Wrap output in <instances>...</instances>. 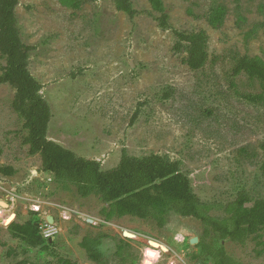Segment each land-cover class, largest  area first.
<instances>
[{"label":"rangeland","instance_id":"374dc122","mask_svg":"<svg viewBox=\"0 0 264 264\" xmlns=\"http://www.w3.org/2000/svg\"><path fill=\"white\" fill-rule=\"evenodd\" d=\"M130 1L138 12L133 18L114 0H82L78 10L60 0H19V35L36 48L29 69L52 110L49 138L99 161L105 171L126 156L179 162L208 214L229 219L226 207L240 192L264 198V104L243 97L261 93L262 86L245 73L234 75L243 57L264 60V28L246 40L264 23V0H163L166 29L150 0ZM220 5L227 17L214 29L208 19ZM200 31L208 36L207 62L192 70L186 50L175 51L176 32ZM6 69L0 52V80ZM15 95L11 82L0 84V201L9 204H0V264H213L200 259L199 243L190 244L203 235L200 220L176 213L163 227L130 215L107 220L109 206L100 196L83 198L44 172L41 156L29 153ZM12 216L20 224L33 221L52 246L32 248L14 238L6 225ZM86 237L98 238L104 263L81 247ZM218 239L235 261L264 264V234L244 244Z\"/></svg>","mask_w":264,"mask_h":264},{"label":"trees","instance_id":"16d2710c","mask_svg":"<svg viewBox=\"0 0 264 264\" xmlns=\"http://www.w3.org/2000/svg\"><path fill=\"white\" fill-rule=\"evenodd\" d=\"M94 1V0H86ZM120 11L133 18L138 12L130 0H114ZM65 7L80 9L82 0H60ZM153 10L159 12L160 25L168 27L169 16L163 0H150ZM19 0H0V52L7 60V71L0 84L11 82L16 89L13 109L24 120L28 131L25 142L30 145L31 155H40L43 171L52 173L56 182L64 189L74 186L83 198L92 195L100 196L109 208L103 211L105 219L114 216H135L140 219L152 218L159 226L165 225L166 216L176 213L183 217H194L204 225V232L197 245L201 249V258L213 264H241L227 255L225 247L217 241L230 239L244 244L250 237L259 238L264 234V198L255 200L251 194L242 191L226 207L229 219L219 220L208 214V207L202 204L195 194L192 182L181 168L179 162L168 161L161 155L145 158L124 157L119 166L110 171L102 170L97 160L78 157L74 151L49 138V127L52 110L42 96V85L33 77L29 69L31 52L36 49L23 43L19 31L16 8ZM227 17V9L220 5L214 8L209 16V23L214 29H220ZM264 23L256 24L246 35L249 42ZM178 41L175 51L187 52L185 63L192 70L202 69L207 62L206 32L191 34L176 32ZM247 74L258 79L262 86L259 94L244 95L252 103L264 104V60L260 57H243L234 70V75ZM136 112L132 123L138 117ZM264 152V145L262 146ZM3 173L14 174L13 168H2ZM264 177V160L262 163ZM12 236L32 248L49 249L52 242L45 239L33 221L23 224L12 222L8 225ZM213 244H208L211 234ZM218 239V240H219ZM264 244V243H263ZM81 247L89 257L104 263L98 238H84ZM16 264H29L18 262ZM57 264H78L70 259H61Z\"/></svg>","mask_w":264,"mask_h":264},{"label":"water","instance_id":"95a60500","mask_svg":"<svg viewBox=\"0 0 264 264\" xmlns=\"http://www.w3.org/2000/svg\"><path fill=\"white\" fill-rule=\"evenodd\" d=\"M2 203H4L5 206L9 207V204H8L7 202H2V201H0V204H2ZM48 222L53 223V222H54V218L49 217V218H48ZM125 236H131V234L128 233V232H126V233H125ZM198 243H199V238H198V237H194V238H192V239L190 240V244H198Z\"/></svg>","mask_w":264,"mask_h":264},{"label":"clouds","instance_id":"9594fccd","mask_svg":"<svg viewBox=\"0 0 264 264\" xmlns=\"http://www.w3.org/2000/svg\"><path fill=\"white\" fill-rule=\"evenodd\" d=\"M177 239H180V237H177ZM148 255L152 256L154 258H158L159 257V253H156V252H149ZM145 264H151V261H146Z\"/></svg>","mask_w":264,"mask_h":264},{"label":"bare ground","instance_id":"6f19581e","mask_svg":"<svg viewBox=\"0 0 264 264\" xmlns=\"http://www.w3.org/2000/svg\"><path fill=\"white\" fill-rule=\"evenodd\" d=\"M2 204L5 205L4 203H2ZM10 216H11V215H9V216L6 217V218L8 219ZM14 218H15V217L12 216L6 225H9V224L13 221ZM7 219H6V221H7Z\"/></svg>","mask_w":264,"mask_h":264},{"label":"built area","instance_id":"2783aa9c","mask_svg":"<svg viewBox=\"0 0 264 264\" xmlns=\"http://www.w3.org/2000/svg\"><path fill=\"white\" fill-rule=\"evenodd\" d=\"M0 209H2V207L0 206ZM0 215H1V211H0Z\"/></svg>","mask_w":264,"mask_h":264}]
</instances>
